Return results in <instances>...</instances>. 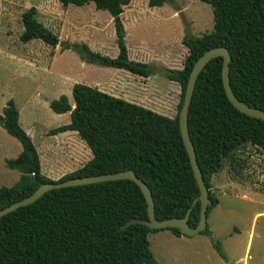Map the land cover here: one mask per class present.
<instances>
[{"label": "trees", "instance_id": "1", "mask_svg": "<svg viewBox=\"0 0 264 264\" xmlns=\"http://www.w3.org/2000/svg\"><path fill=\"white\" fill-rule=\"evenodd\" d=\"M131 1L60 0L63 6L94 2L97 9L108 10L119 51L116 57H110L86 43L66 42L64 47L78 52L89 63L144 77L162 73L178 82V113L170 117L98 87L76 83L71 121L50 129L49 134L78 132L93 157L58 181L133 169L151 188L158 218L184 217L200 194L179 125L190 72L205 51L225 46L232 55L234 93L245 103L264 109V0H201L213 9V30L184 36L182 43L188 56L181 69L159 68L130 58L122 13ZM175 1L149 0V5L161 7ZM37 16L34 6L22 14L24 31L20 40L27 43L41 39L53 47L59 45V36ZM222 66L223 58L216 57L204 68L189 113V131L213 200L208 212L219 203L212 191V178L224 160L248 143L264 151V120L241 112L230 102ZM70 104L63 94L52 100L50 107L56 113H65ZM0 123L23 146L18 157L7 159V166L22 175L13 186L0 188L2 209L54 179L42 172L39 152L12 100L4 107ZM147 207L141 188L130 179L52 189L36 202L0 218V264H160L151 249L149 234L163 229L139 223L122 229L133 218L147 219ZM199 220L200 202L193 207L189 224L195 227ZM164 229L185 235L178 228ZM201 234H211L209 226ZM213 244L226 262L235 264L219 240Z\"/></svg>", "mask_w": 264, "mask_h": 264}, {"label": "rangeland", "instance_id": "2", "mask_svg": "<svg viewBox=\"0 0 264 264\" xmlns=\"http://www.w3.org/2000/svg\"><path fill=\"white\" fill-rule=\"evenodd\" d=\"M130 4L123 19L131 53L141 54L159 68H183L188 56L182 43L184 36L213 30V9L201 0H176L161 7L150 6L149 0H134ZM51 13H41L38 19L59 36L56 47L41 39L22 42V14L14 12L0 17V115L12 100L19 109L22 126L41 150L44 142L58 138L49 134L50 129L71 121L70 112L59 114L52 110V100L66 94L71 105H75L72 90L76 83L96 87L98 81L100 85L104 80L117 82L119 72H125L124 78H142L127 70L89 63L78 52L64 47L66 42L86 43L94 51L116 57L117 35L108 10L97 9L94 2L63 6L58 0ZM150 79L154 87H169L175 102L173 108L161 109L150 100L149 108L175 117L180 84L162 73L153 74ZM124 81L127 84L123 83L121 89L126 95L148 99L153 93L151 88L135 91L134 81ZM77 136L93 157L86 142ZM3 144L9 149L0 150V188L19 181L20 171L9 168L6 157L16 158L22 151L20 141L0 123V145ZM212 185L219 203L208 212L211 234L200 233L195 235L197 242L186 244L170 229L151 232V249L160 264H230L215 248V240L221 242L232 263L264 264V151L246 144L224 160L213 175Z\"/></svg>", "mask_w": 264, "mask_h": 264}, {"label": "water", "instance_id": "3", "mask_svg": "<svg viewBox=\"0 0 264 264\" xmlns=\"http://www.w3.org/2000/svg\"><path fill=\"white\" fill-rule=\"evenodd\" d=\"M223 58V66H222V80L226 95L230 102L241 112L264 120V109L257 108L251 106L244 101H242L233 91L231 86V78H230V62L232 59L231 52L225 46H215L205 51L195 62L186 86L184 101L182 104V108L179 112V125L183 137L184 144L186 146L187 152L190 157V161L192 164L193 172L195 174L196 180L198 182L200 188V194L193 201L192 206L188 209L186 215L184 217H170L165 219H160L156 214V206L153 197V193L148 184L140 178L135 170H123L114 173H103L98 175H90V176H80L74 177L62 181L54 180L50 182H46L41 184L31 195L20 199L18 201L13 202L12 204L6 206L5 208L0 209V218L20 207L27 206L36 202L39 198H41L45 193L52 189L69 187V186H77V185H85L90 183L103 182L108 180H121V179H130L137 183L141 188L146 201H147V211L148 218H133L127 221L122 229L132 225V224H143L148 226L151 229H164V228H178L181 232L187 236H195L203 232L208 227V210L209 206L213 204V200L210 195V189L205 182V178L202 172V169L199 165L197 152L195 149V145L191 138V134L189 131V113L190 106L192 104L193 95L195 91V87L197 84V80L204 70V68L208 65V63L216 58ZM75 108V105H68L66 107V112H72ZM200 202V220L197 226L192 227L189 224V218L192 212L193 207Z\"/></svg>", "mask_w": 264, "mask_h": 264}, {"label": "crops", "instance_id": "4", "mask_svg": "<svg viewBox=\"0 0 264 264\" xmlns=\"http://www.w3.org/2000/svg\"><path fill=\"white\" fill-rule=\"evenodd\" d=\"M57 1L58 0H0V17H2L4 14L13 15L14 12L20 13L21 15L27 9L31 8L32 6L36 7L38 11V16L41 13H51V8L57 3ZM132 2H134V0H132L131 3ZM130 5L131 4L124 7L122 18L123 16H125L126 10L130 7ZM49 16L50 15H47V17ZM21 19H22V16H21ZM126 43L128 46L127 31H126ZM128 51H129L130 58L149 63L148 60L139 53L134 54L133 56V53H131L130 46H128ZM122 73H125V72H119V74H117V79H116L117 82H114L112 80H108L106 82V80H104L103 82L104 84L100 85L99 84L100 81H98L96 83V87H98L99 89L105 92L113 94L115 96L125 98L129 101L138 100V103H141L144 107H147V108L150 107L148 106V104L152 102L156 103L155 105L157 106V108H161V109L173 108L175 98L173 96V93H170L169 87L167 86L154 87L155 85L151 82L152 79L149 80L150 76L149 77L141 76L142 78L140 79L134 78V76L126 77L127 80H132L135 82L132 85L135 91H137L138 89L140 90L148 89V88H151L149 90L153 89V93L149 94L150 95L149 97L150 99L148 98L149 100L146 99L145 96L139 97L138 95H135V94H129V95L124 94L121 89V85H123V83L124 85L127 83H125L124 80H126V78L123 77ZM112 84L113 86H111ZM154 97H155V100L153 99ZM156 111L172 117L170 114L160 112L158 110ZM59 114H62V113H59ZM76 133L78 134V132L71 131V130L58 133L54 135V136H58L57 140L55 142H44L42 146V150L40 149L39 146L35 145L40 155L41 164H42V172L45 175H47L48 177L54 180H58L62 176L66 175L67 173H70V172H73L79 169L87 161H89L92 158L90 150L78 138ZM46 134L48 135V132H46ZM8 149L9 148L5 149L4 144L0 145L1 151L7 152ZM22 150H23V146H22ZM7 159L9 158L6 157V164H7ZM15 170H18V169H15ZM21 175L22 173L20 171L19 179L21 178ZM173 235L177 237L180 241L185 242L186 244H191L192 242H195V241L197 242L195 238L196 236H186V235L179 236L174 233Z\"/></svg>", "mask_w": 264, "mask_h": 264}]
</instances>
